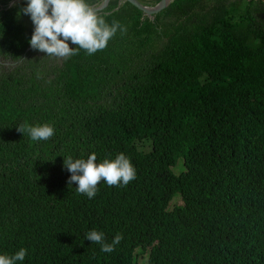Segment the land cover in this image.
<instances>
[{
  "label": "trees",
  "instance_id": "obj_1",
  "mask_svg": "<svg viewBox=\"0 0 264 264\" xmlns=\"http://www.w3.org/2000/svg\"><path fill=\"white\" fill-rule=\"evenodd\" d=\"M7 1L0 254L26 248L17 264H136L138 251L146 264H264V0H170L151 18L125 1L101 13L124 34L59 61L31 57L27 0ZM25 121L55 135L32 141L17 131ZM92 152L97 163L124 153L136 178L101 181L92 199L77 193L64 157ZM93 229L123 239L105 253L86 238Z\"/></svg>",
  "mask_w": 264,
  "mask_h": 264
},
{
  "label": "clouds",
  "instance_id": "obj_2",
  "mask_svg": "<svg viewBox=\"0 0 264 264\" xmlns=\"http://www.w3.org/2000/svg\"><path fill=\"white\" fill-rule=\"evenodd\" d=\"M101 1L27 0L26 6L22 7L19 12H22L23 19H27L29 16L33 24V31L28 41L31 49L39 50L48 56L64 59L79 54L80 50H84L89 56L104 50L118 31L124 34L127 28L116 20L111 23L107 22L101 13L118 9L127 0H114V5L110 8L107 6L112 0H107L101 9L95 10L93 6L98 5ZM139 1L151 5L157 0ZM12 2L14 0L7 1V6ZM138 11L141 14L140 18L143 15L152 17L155 14L146 15L139 9ZM68 41L71 43L70 46ZM73 45L75 47H72ZM25 50H28V47ZM146 51L149 52L151 49L146 47ZM0 63L6 65L13 61L5 54L0 55ZM17 131L23 135L27 134L32 141H47L55 135L54 125L47 122L32 126L25 121L17 126ZM63 164L71 173L68 185L75 182L77 193L84 194L89 199L96 196L101 181L109 187H122L127 186L136 178V169L131 159L124 153H119L114 158L105 156L99 163H97L95 152L89 154L86 159H73L68 156L64 157ZM85 236L91 243L99 244L101 251L105 253L113 252L115 246L123 239L122 234L117 233L111 243H107L104 233L95 229L87 232ZM27 253L28 250L24 247L19 248L11 255L4 252L0 254V264H17L25 259Z\"/></svg>",
  "mask_w": 264,
  "mask_h": 264
},
{
  "label": "rangeland",
  "instance_id": "obj_3",
  "mask_svg": "<svg viewBox=\"0 0 264 264\" xmlns=\"http://www.w3.org/2000/svg\"><path fill=\"white\" fill-rule=\"evenodd\" d=\"M227 2H229V3H234L236 6L235 7H239V1L240 2H242L241 3V7L240 8H244L243 6L247 3L246 1H244V0H226ZM13 3V2H12ZM251 4H254L255 5V7H257V5L256 4H259L258 2H253V3H251ZM251 7H253L252 5H250ZM240 11V10H239ZM261 15H262V17L261 18H263L264 19V13H261ZM151 18V17H150ZM173 18H174V16L173 15H169L168 17H166V15L164 16L163 15V21H165V22H169V23H171L172 22V20H173ZM160 29H163V27H161ZM68 43H69V46H70V41H68ZM35 55H39V56H42V57H45V56H47V60L48 61H56V60H62V58H58V57H55V56H48V55H45V53H43V52H41V51H39V50H33L32 52H31V57L32 56H35ZM25 62H28V60L27 59H25L24 60ZM44 66L46 67L47 65L46 64H44ZM180 161H181V159H180V157L177 159V161H176V164L175 165H173V166H177L178 165V167H179V169H180V167H181V164H180ZM171 167V169L172 168H174V169H177V167ZM178 169V170H179ZM173 170V169H172ZM174 172H177V171H174ZM135 262H136V264H146V256H145V253L144 252H140V251H138L137 253H136V256H135Z\"/></svg>",
  "mask_w": 264,
  "mask_h": 264
},
{
  "label": "water",
  "instance_id": "obj_4",
  "mask_svg": "<svg viewBox=\"0 0 264 264\" xmlns=\"http://www.w3.org/2000/svg\"><path fill=\"white\" fill-rule=\"evenodd\" d=\"M107 0H102L101 3H99L96 6H93L95 10L101 9L105 4ZM132 5H134L137 9H139L142 13L149 15L158 12L162 8H164L169 0H157L154 4L148 5L140 2L139 0H127Z\"/></svg>",
  "mask_w": 264,
  "mask_h": 264
}]
</instances>
